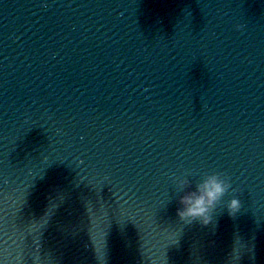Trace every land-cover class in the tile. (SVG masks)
Instances as JSON below:
<instances>
[{
    "label": "water",
    "instance_id": "1",
    "mask_svg": "<svg viewBox=\"0 0 264 264\" xmlns=\"http://www.w3.org/2000/svg\"><path fill=\"white\" fill-rule=\"evenodd\" d=\"M0 264H264V0H0Z\"/></svg>",
    "mask_w": 264,
    "mask_h": 264
},
{
    "label": "clouds",
    "instance_id": "2",
    "mask_svg": "<svg viewBox=\"0 0 264 264\" xmlns=\"http://www.w3.org/2000/svg\"><path fill=\"white\" fill-rule=\"evenodd\" d=\"M243 25H238L237 29L242 31ZM185 178L179 181L177 185L180 191L191 187V181ZM173 183L176 181V175L171 177ZM232 189L230 178L221 172H213L205 174L196 184L195 190L183 195L179 200L180 207L177 209V215L185 224L191 225L197 221L204 225L211 222L212 215L218 206H221L222 201ZM230 214H235L239 211L240 202L233 198L227 204Z\"/></svg>",
    "mask_w": 264,
    "mask_h": 264
}]
</instances>
